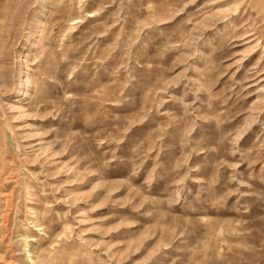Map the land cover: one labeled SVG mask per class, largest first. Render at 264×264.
<instances>
[{
  "label": "rangeland",
  "instance_id": "374dc122",
  "mask_svg": "<svg viewBox=\"0 0 264 264\" xmlns=\"http://www.w3.org/2000/svg\"><path fill=\"white\" fill-rule=\"evenodd\" d=\"M0 264H264V0H0Z\"/></svg>",
  "mask_w": 264,
  "mask_h": 264
},
{
  "label": "bare ground",
  "instance_id": "6f19581e",
  "mask_svg": "<svg viewBox=\"0 0 264 264\" xmlns=\"http://www.w3.org/2000/svg\"><path fill=\"white\" fill-rule=\"evenodd\" d=\"M42 70V69H41Z\"/></svg>",
  "mask_w": 264,
  "mask_h": 264
}]
</instances>
